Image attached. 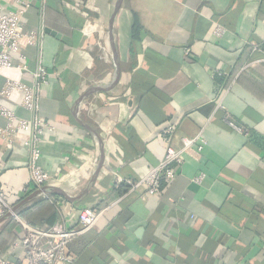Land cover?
Here are the masks:
<instances>
[{"label": "crops", "instance_id": "0c3cea01", "mask_svg": "<svg viewBox=\"0 0 264 264\" xmlns=\"http://www.w3.org/2000/svg\"><path fill=\"white\" fill-rule=\"evenodd\" d=\"M116 1L32 0L26 10L36 39L22 40L0 89L10 78L30 83L23 63L51 73L39 164L52 177L32 185L31 132L0 135V193L15 209L0 219V259L26 256L14 244L16 216L63 230L92 208L97 223L68 245L73 264H264V0H123L113 49ZM23 97L0 102L30 121ZM168 125L199 135L203 149L187 151L158 194L131 189L163 159ZM91 130L104 142L94 180L101 153Z\"/></svg>", "mask_w": 264, "mask_h": 264}, {"label": "built area", "instance_id": "2783aa9c", "mask_svg": "<svg viewBox=\"0 0 264 264\" xmlns=\"http://www.w3.org/2000/svg\"><path fill=\"white\" fill-rule=\"evenodd\" d=\"M0 0V78L4 71L13 67L12 54L21 52L23 39L33 43L36 39L35 32H28L24 16L27 8L32 4V0H15L18 8L15 10L4 11ZM45 2L46 0H42ZM220 33V29L217 30ZM89 34L90 31L85 30ZM22 58H24L22 56ZM25 69L30 74V83L7 79L4 86L0 89V98L9 97L14 91L20 90L24 97L22 106L28 111L33 112L30 121L21 119L16 112L0 102V117L8 120L5 129L0 128V135H8L9 141L20 137L21 132H31L30 139L26 142L30 150L29 170L33 187H43L52 177L44 170L39 162L41 158L40 143L42 134L48 128V124L40 114V99L42 87L49 83L51 73L44 66H39L34 71H29L26 64L18 66ZM228 123L242 131V127L235 125L228 120ZM164 134L168 137V146L161 162L153 167L147 175L140 180L131 183V189L145 187L148 195L158 194L163 179H173L177 175L176 166H180L184 161V154L189 151L196 143L197 149H203L205 140L199 135L197 137L178 136L173 125H168L164 129ZM202 175L195 180L200 181ZM15 215L13 206L10 205L0 193V219L6 215ZM101 212L86 208L79 215V227L65 228L63 230L42 229L34 226L20 217L16 216L17 222L23 232L19 241L14 244L21 245L26 249V256L21 263H16L10 259L1 258L0 264H73V259L68 254L69 243L84 231L93 227Z\"/></svg>", "mask_w": 264, "mask_h": 264}, {"label": "water", "instance_id": "95a60500", "mask_svg": "<svg viewBox=\"0 0 264 264\" xmlns=\"http://www.w3.org/2000/svg\"><path fill=\"white\" fill-rule=\"evenodd\" d=\"M122 2H123V0H117L116 1L115 11H114V13L112 15V18L110 20V37H111V43H112L113 49H115L114 21H115L116 15H117V13H118L121 5H122ZM119 71H120V66L118 65V68H117V71H116V75H115V78H114V82H116V80L118 78ZM91 131L94 133L96 139L98 140L99 150H100V153H101L99 164L97 165L96 171H95V173L93 175V180H94L97 177V175H98V173H99V171L102 168L103 163H104V142H103L102 138L98 135V133H96V131H94V130H91ZM59 192L62 193L63 195H65L66 197H68L64 192H62V191H59ZM13 211L15 212V209H13ZM6 216H10V214H8Z\"/></svg>", "mask_w": 264, "mask_h": 264}, {"label": "trees", "instance_id": "16d2710c", "mask_svg": "<svg viewBox=\"0 0 264 264\" xmlns=\"http://www.w3.org/2000/svg\"><path fill=\"white\" fill-rule=\"evenodd\" d=\"M137 25V24H136ZM139 28V26L137 25V29Z\"/></svg>", "mask_w": 264, "mask_h": 264}]
</instances>
